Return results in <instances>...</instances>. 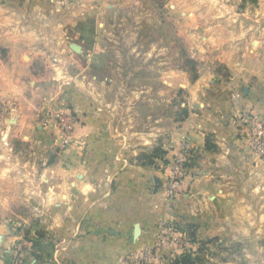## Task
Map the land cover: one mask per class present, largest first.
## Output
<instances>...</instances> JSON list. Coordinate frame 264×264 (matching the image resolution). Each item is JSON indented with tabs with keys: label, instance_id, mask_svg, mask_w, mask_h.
Instances as JSON below:
<instances>
[{
	"label": "crops",
	"instance_id": "crops-1",
	"mask_svg": "<svg viewBox=\"0 0 264 264\" xmlns=\"http://www.w3.org/2000/svg\"><path fill=\"white\" fill-rule=\"evenodd\" d=\"M232 2L242 8L238 19L251 20L241 32L243 45L207 55L224 64L227 78L200 66L187 85L188 113L178 118L175 110H164L163 78L154 97L147 74L101 80L82 66L74 81L57 84L55 65L46 78L35 72L33 56L45 54L36 39L45 47L52 40L64 43L66 25L99 8H114L119 18L117 9L137 0H0V48L6 53L0 59V116L6 120L0 135L31 143L35 159L18 160L16 168L19 175L24 166L32 168L27 182L36 201L34 221L45 232L36 244H56L57 233L61 244L59 258L51 249L49 260L29 264H123L126 254L154 245L160 221L204 242V264H264V161L249 149L239 118L248 110L264 117V0ZM65 107L80 123L59 151L63 136L43 111ZM183 139L195 156L181 198L172 201L164 193L167 160ZM155 147L165 154L145 162L141 155ZM232 242L236 253L217 251ZM170 249L160 251L165 262Z\"/></svg>",
	"mask_w": 264,
	"mask_h": 264
},
{
	"label": "rangeland",
	"instance_id": "rangeland-1",
	"mask_svg": "<svg viewBox=\"0 0 264 264\" xmlns=\"http://www.w3.org/2000/svg\"><path fill=\"white\" fill-rule=\"evenodd\" d=\"M137 1L138 3L132 7L117 9L121 21H117L119 18L113 15L114 8H99L93 15L85 14L73 26L66 25V34L70 36L64 40V43L52 40L45 47L44 41L36 39L39 50H43L45 54L39 53L33 56L35 72L40 71L41 77L46 78L56 71L53 69L55 65L60 72L58 79H53L57 84H62L63 79L67 77L70 82L72 79L74 81L76 77L73 76L82 66H86L90 77L95 75L101 80L110 78L122 80L130 72L134 79L139 78L140 75L145 77L147 74L150 94L153 95L156 94L157 89H159L157 94H160V88L157 87H160L158 82L163 78L164 110L166 113L175 110L176 116L181 118L182 108L187 109L188 113L187 85L196 80L194 72L197 70L198 73L200 66L203 65L214 72L217 71L218 76L227 78L223 76L224 73L226 74L224 64L210 61L206 57L221 53V48L226 49L236 45L242 47L241 32L246 22L251 20L242 16L237 18V15L242 13V8L236 7L232 0ZM34 28L40 30V24H35ZM72 29L79 33L76 34ZM95 31L100 34L97 39H94ZM73 44L82 45L86 53L82 54L80 49L73 50L71 48ZM94 48H98V51H94ZM3 58H6V53L4 48H0V59ZM190 60H194L195 63ZM178 83L179 89H177ZM155 103L151 102V107L156 108ZM248 112L252 111L248 110ZM76 117L80 123V117L77 115ZM239 118L243 119L242 113ZM5 123L6 120L0 116V129ZM243 134L247 139L246 130ZM31 147V143L22 144L18 141V137L13 135H0V207L5 212L4 215H0V257L5 264H29L34 260H49L52 250L54 255L58 253V258L60 255L61 244L58 233L52 237L56 240L54 241L57 242L56 244L49 242L52 244L49 247L46 246L48 242L45 245L36 244L38 241L41 242L45 232L40 223L34 221L33 207L36 201L30 199L31 184L27 182L28 171L32 168L27 167L28 165L24 166L20 175L16 168L18 160L29 162L30 159H35ZM64 149L66 147L62 144L59 151ZM2 195H4L3 199ZM194 238L195 240L192 238L191 240L196 246L189 253L199 258L197 260L199 262L195 264H204L208 258L206 251H209V248L204 242H198L196 237ZM152 247L154 245L140 249L136 254L151 250ZM238 247L237 242H232L220 245L217 251H222L227 257L231 253H236ZM187 253L188 251H184L173 258H167L166 262L154 261L150 264H170L180 255ZM136 254H126L123 264H134L129 258Z\"/></svg>",
	"mask_w": 264,
	"mask_h": 264
},
{
	"label": "built area",
	"instance_id": "built-area-1",
	"mask_svg": "<svg viewBox=\"0 0 264 264\" xmlns=\"http://www.w3.org/2000/svg\"><path fill=\"white\" fill-rule=\"evenodd\" d=\"M46 119L55 122L58 132L63 136V145L68 146L79 124L76 115L69 109L57 108L44 110ZM242 120L246 130L248 144L252 153L264 161V117L252 112H243ZM195 156L193 146L187 139L181 140L172 156L167 160L169 176L164 186V193L169 200L176 201L183 194V183L189 176L190 161ZM196 244L187 236L184 230L174 224L160 221L154 247L144 250L129 259L134 264H150L151 262H165L160 253L164 248L170 247L168 258H173L184 251H193ZM167 259V258H166Z\"/></svg>",
	"mask_w": 264,
	"mask_h": 264
},
{
	"label": "trees",
	"instance_id": "trees-1",
	"mask_svg": "<svg viewBox=\"0 0 264 264\" xmlns=\"http://www.w3.org/2000/svg\"><path fill=\"white\" fill-rule=\"evenodd\" d=\"M190 62L195 63L194 60H190ZM194 73H195L194 74V78L196 79L197 76H198L197 70ZM215 73H218V72L215 71ZM223 76L226 77L227 74L224 73ZM181 110L183 112V116L182 117H184L187 114V112H186L187 109L182 108ZM205 147H206V149L209 148V146H208V140L206 141ZM164 154H165V152L163 150H161V148L155 147L152 151L149 152V154H142L141 155V158L145 159V162L151 164L152 163V158H155L157 156H163ZM190 254L191 253H187V254L180 255L178 259H176L173 262L171 261L172 263H170V264H190V263L191 264H195V263L199 262V261H197V260H199V258H197L196 256H192Z\"/></svg>",
	"mask_w": 264,
	"mask_h": 264
},
{
	"label": "water",
	"instance_id": "water-1",
	"mask_svg": "<svg viewBox=\"0 0 264 264\" xmlns=\"http://www.w3.org/2000/svg\"><path fill=\"white\" fill-rule=\"evenodd\" d=\"M71 48L75 51H78L79 50V47L75 44L71 45Z\"/></svg>",
	"mask_w": 264,
	"mask_h": 264
}]
</instances>
